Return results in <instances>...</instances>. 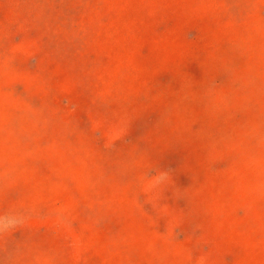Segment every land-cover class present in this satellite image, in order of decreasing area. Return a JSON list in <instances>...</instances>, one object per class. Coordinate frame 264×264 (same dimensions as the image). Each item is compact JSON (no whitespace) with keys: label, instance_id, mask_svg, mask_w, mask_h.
<instances>
[{"label":"rangeland","instance_id":"1","mask_svg":"<svg viewBox=\"0 0 264 264\" xmlns=\"http://www.w3.org/2000/svg\"><path fill=\"white\" fill-rule=\"evenodd\" d=\"M0 264H264V0H0Z\"/></svg>","mask_w":264,"mask_h":264}]
</instances>
